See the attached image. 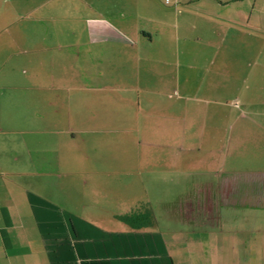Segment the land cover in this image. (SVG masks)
<instances>
[{"label":"crops","instance_id":"0c3cea01","mask_svg":"<svg viewBox=\"0 0 264 264\" xmlns=\"http://www.w3.org/2000/svg\"><path fill=\"white\" fill-rule=\"evenodd\" d=\"M0 264H264V0H0Z\"/></svg>","mask_w":264,"mask_h":264},{"label":"rangeland","instance_id":"374dc122","mask_svg":"<svg viewBox=\"0 0 264 264\" xmlns=\"http://www.w3.org/2000/svg\"><path fill=\"white\" fill-rule=\"evenodd\" d=\"M168 0H166V2H167Z\"/></svg>","mask_w":264,"mask_h":264}]
</instances>
